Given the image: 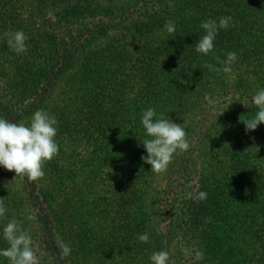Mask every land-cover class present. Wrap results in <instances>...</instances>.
I'll return each mask as SVG.
<instances>
[{
	"label": "trees",
	"instance_id": "trees-1",
	"mask_svg": "<svg viewBox=\"0 0 264 264\" xmlns=\"http://www.w3.org/2000/svg\"><path fill=\"white\" fill-rule=\"evenodd\" d=\"M221 16L229 27L208 55L196 52L200 22ZM16 29L29 37L22 54L6 44ZM227 51L237 53L230 72ZM261 87L264 0H0V117L27 123L44 108L59 145L35 181L0 166V227L15 216L39 234L41 264H152L159 250L183 264L181 242L186 264H264V122L246 132L239 119L255 114ZM149 106L189 141L168 165L180 183L168 220L158 174L141 159ZM200 190L206 199L185 197Z\"/></svg>",
	"mask_w": 264,
	"mask_h": 264
},
{
	"label": "clouds",
	"instance_id": "clouds-1",
	"mask_svg": "<svg viewBox=\"0 0 264 264\" xmlns=\"http://www.w3.org/2000/svg\"><path fill=\"white\" fill-rule=\"evenodd\" d=\"M232 21L231 16H221L218 19L208 18L200 22V28L204 34L195 42V51L208 55L214 48V40L221 28H227ZM163 28L167 33L175 32V22L165 21ZM29 40L28 35L22 29H16L6 34V44L9 49L17 54L24 53ZM237 53L227 51L223 60V71L230 72L231 65L236 61ZM212 68L211 65L208 66ZM219 70V69H217ZM204 99L209 104H214L215 99L205 93ZM252 103L257 106L254 115L239 119L245 124V131L254 130L258 124L264 122V87L256 90L252 96ZM140 123L144 129V136L139 137L146 155L141 159L151 165V171L159 174L167 170L174 155L186 151L189 141L186 138V129L181 123L173 119L164 118L163 113H157L149 106L142 109ZM58 130V122L55 115L50 114L44 108L36 109L27 123L10 121L0 117V166L15 171V177H26L29 181H35L45 175L43 165L58 155L59 145L55 139ZM186 198L197 201L207 198V192L186 191ZM8 210L0 202V217ZM32 214L27 215L31 220ZM0 239L7 242V247H0V257H6L9 264H37L32 237L22 227L15 216L0 227ZM142 242L149 240V233L142 232L137 235ZM71 248L67 243L61 244V255L68 256ZM149 260L152 264H169V254L165 250L153 251Z\"/></svg>",
	"mask_w": 264,
	"mask_h": 264
},
{
	"label": "rangeland",
	"instance_id": "rangeland-1",
	"mask_svg": "<svg viewBox=\"0 0 264 264\" xmlns=\"http://www.w3.org/2000/svg\"><path fill=\"white\" fill-rule=\"evenodd\" d=\"M168 170V168H167ZM167 170L162 172V173H159L158 174V180L156 181L157 184L159 183V185L162 187L160 188L161 190L159 191V195H162L163 197V204L161 205L164 209L163 213H164V216H165V219L168 220V215H169V211L168 209H170V206L169 204L173 201L174 202V198H176V195L178 194V197L180 196V193L178 192V186H179V182H178V179H175L173 177H169L168 173H167ZM174 176V175H172ZM13 179V185L15 187H18L20 184L15 180V178H11ZM173 181H176L175 185H173ZM166 184H168V187L165 188ZM169 202L166 206V203ZM177 202V200H176ZM168 208V209H167ZM30 224L35 227L36 226V222L34 220H31L30 221ZM32 237V242H34L35 244L37 243L38 244V241H39V237L40 235L37 234L36 236H31ZM183 242H181L180 244V250L185 254L184 257H183V261H185L184 263L186 264L187 263V260H186V254H188V247L185 246V244H182ZM33 245L34 246V251H35V255L37 257V264H41V261H42V254L40 253L41 249H40V246L39 245ZM183 263V264H184ZM180 264V263H178ZM182 264V263H181Z\"/></svg>",
	"mask_w": 264,
	"mask_h": 264
}]
</instances>
